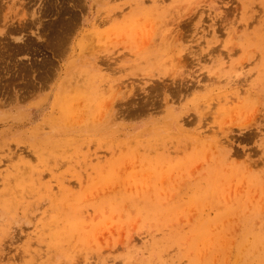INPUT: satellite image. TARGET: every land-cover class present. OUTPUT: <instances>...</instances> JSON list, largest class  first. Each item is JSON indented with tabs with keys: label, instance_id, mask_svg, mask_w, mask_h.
<instances>
[{
	"label": "rangeland",
	"instance_id": "374dc122",
	"mask_svg": "<svg viewBox=\"0 0 264 264\" xmlns=\"http://www.w3.org/2000/svg\"><path fill=\"white\" fill-rule=\"evenodd\" d=\"M0 264H264V0H0Z\"/></svg>",
	"mask_w": 264,
	"mask_h": 264
}]
</instances>
